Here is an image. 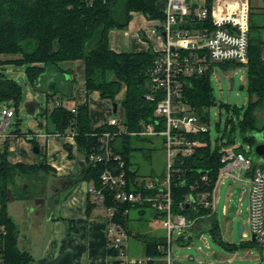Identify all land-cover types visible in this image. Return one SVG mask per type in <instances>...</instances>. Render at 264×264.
<instances>
[{
  "label": "trees",
  "instance_id": "16d2710c",
  "mask_svg": "<svg viewBox=\"0 0 264 264\" xmlns=\"http://www.w3.org/2000/svg\"><path fill=\"white\" fill-rule=\"evenodd\" d=\"M164 0H0V68L9 63L24 64L27 80L35 85L45 71L53 68L55 73H62L61 65L77 59L83 61L84 85L83 94L78 96L74 111L60 102L47 115L48 134L71 135L74 139L76 151L83 155L86 167L79 178L92 182L94 189H100L102 200H98L104 208H111L113 215L109 221L120 224L127 232L142 241L143 255L155 258L157 264H165L161 260L164 252L161 247L166 243V236H155L141 231H132L129 226V211L136 209L143 215L147 208L153 209V216L157 219L165 213L151 207V200L158 197L164 190L162 182L166 178V161L160 173L143 174L139 166L133 162L132 154L142 151L147 156L155 148L154 138L161 141L165 152L164 137L141 135L142 122L155 123L154 114L157 100L161 93L154 92L150 80V70L157 51H115L109 46V31L114 28L127 27L133 13H141L147 19H164L161 8ZM251 10V8H250ZM188 26L195 29L211 28L210 20H194ZM264 11L256 21L252 11L249 12V46L247 67L248 102L242 109H230L234 114L226 118V129L213 141L210 139L209 129L205 132L189 133L188 139L196 140L198 145L192 153L174 155L169 175L170 211L172 215H183L187 220L202 223L208 219V232L211 236L221 240L220 226L212 205L205 206L207 200L212 203L213 191L218 180L222 148L235 144V129L241 132L243 140L248 142L250 151L257 143L254 132L264 129V121L258 113L264 110V60L261 58L264 47ZM219 64L238 62L219 61ZM210 68L199 76L184 78L182 83V98L190 109L202 122L208 123V108L215 103L209 83ZM69 73L72 70H68ZM74 79V78H73ZM50 86L55 87L56 80ZM57 87V86H56ZM55 87V88H56ZM54 90V89H53ZM58 90V88L56 89ZM47 91L46 98L50 99L56 93ZM98 91L101 99H108L118 103L122 110L120 128L109 126L107 123L96 127L91 126L88 96ZM122 91V96L117 95ZM153 91L155 98L150 100L146 94ZM21 98V85L13 77L6 76L0 71V101L11 104L16 110ZM220 106L223 103L219 104ZM46 112H41V114ZM238 123H234L235 116ZM16 126V127H15ZM18 121L11 123V133L16 137L21 135L17 128ZM44 126V125H43ZM164 128L159 122L156 129ZM124 129L111 141V149L124 162L126 184L125 189L138 193V201H120L114 197V192L103 187L100 173L107 163L92 162L89 154L98 150L99 135L107 130L118 131ZM133 133V134H132ZM32 145L38 146L39 162L32 164L11 162L10 139L0 143V264H29L33 257L18 247L19 229L8 213L7 205L11 199H37L45 197L41 187L44 186L46 176L55 171L44 156L41 143L29 138ZM145 141L148 147L140 146ZM67 155L71 157V145L64 144ZM238 151H245L242 145ZM116 164V163H115ZM118 164V162H117ZM148 177V178H147ZM88 200L87 212L96 205ZM179 234L178 239L189 242L187 230ZM201 230V228H200ZM199 230V231H200ZM185 236L187 237L185 239ZM254 241L250 240V243ZM255 243V242H254ZM227 249L235 250L233 243L224 245ZM117 253L108 244V256ZM108 263H111L109 260ZM118 264V261L112 262Z\"/></svg>",
  "mask_w": 264,
  "mask_h": 264
},
{
  "label": "built area",
  "instance_id": "2783aa9c",
  "mask_svg": "<svg viewBox=\"0 0 264 264\" xmlns=\"http://www.w3.org/2000/svg\"><path fill=\"white\" fill-rule=\"evenodd\" d=\"M249 0H164V19H154V31L160 33L162 45L154 49L155 56L150 70V80L154 92L161 93L157 100L154 114L155 123L142 122L141 135L164 137L166 178L162 182L164 190L158 197L151 200V207L165 213L161 218L162 225L166 228V243L161 247L164 252L161 260L165 264H173L171 254V234L175 229L182 233L194 224L193 220H187L183 215H172L170 211L169 175L174 155L181 152L183 155L192 153L196 140L188 139L187 134L205 132L209 128L205 122L190 109V106L182 98V83L184 78L199 76L205 73L212 62L237 61L247 62L249 46ZM209 19L211 28L203 27L195 29L188 26L194 20ZM261 58L264 60V47ZM153 91L146 94V98H155ZM74 111V107L71 108ZM13 116V109L7 108L0 115L1 127L9 124ZM164 128L156 129V124L161 122ZM109 126L120 128V117L113 115L106 122ZM124 129L118 131H104L99 135L100 146L98 150L89 154L92 162L107 163L100 173V181L103 187L114 192V197L120 201H138L141 199L138 193L125 189L126 178L123 169L124 162L119 155L111 149V141ZM133 134V133H132ZM59 135L60 134H56ZM15 136L11 132L2 134L0 139ZM16 137V136H15ZM236 145L222 148L221 162L223 166L220 173L229 174L239 178L246 173L250 176L244 181V191L248 195V211L250 216V233L253 240L264 251V158L262 162H253L246 151H238ZM118 162V164H117ZM116 163V164H115ZM219 178V176H218ZM102 200L100 189H91ZM205 206L212 205L207 200ZM107 211V228L109 247L117 251L115 256L109 257L111 263L118 264H157L154 257L128 256V238L126 230L118 223L109 221L113 215L111 208ZM244 229V227H243ZM246 234L242 230V235ZM264 264V255L260 259Z\"/></svg>",
  "mask_w": 264,
  "mask_h": 264
},
{
  "label": "crops",
  "instance_id": "0c3cea01",
  "mask_svg": "<svg viewBox=\"0 0 264 264\" xmlns=\"http://www.w3.org/2000/svg\"><path fill=\"white\" fill-rule=\"evenodd\" d=\"M249 5L253 12L254 4L251 0ZM259 9L261 12L264 11V7ZM154 25V20L147 19L141 13H133L127 27L117 29L118 35L115 34L116 31H109V46L118 52L159 49L163 41L160 33L154 31ZM137 33L143 38L148 33L156 34L161 45L153 47L142 42L136 37ZM61 68L62 73L58 74L53 68L47 69L35 86L46 87L49 92L58 88L49 100H53L54 96L59 94L60 100L57 99L55 102L68 107L65 103L72 101L73 105L69 107L72 108L76 98L84 92L83 61L77 59L65 62ZM70 69L71 73L68 72ZM53 80H56V88L49 85ZM121 96L122 91L116 97L120 99ZM99 101L105 104L108 111L105 115L102 114L101 107L99 108ZM88 102L92 127L106 123L109 117L114 115L111 101L101 99L98 91L89 94ZM37 105L41 110L38 102ZM8 126L11 127V123ZM5 128L6 126L2 128L0 124L2 134L10 133L11 130L4 133ZM38 136L43 137L41 144L44 145L45 160L55 168V171L46 176L45 184L41 187L45 197L11 199L8 202V213L19 229L18 247L32 255L33 260L29 264H108L107 211L91 191L92 182L79 178L87 165L85 158L76 151L71 135L38 134ZM7 138L10 139L11 162L32 164L41 160L37 154L31 152V143L15 136ZM5 139L1 138L0 143ZM65 143L71 145V157L67 155ZM88 200L97 203L87 212ZM173 264L177 262L173 260Z\"/></svg>",
  "mask_w": 264,
  "mask_h": 264
},
{
  "label": "rangeland",
  "instance_id": "374dc122",
  "mask_svg": "<svg viewBox=\"0 0 264 264\" xmlns=\"http://www.w3.org/2000/svg\"><path fill=\"white\" fill-rule=\"evenodd\" d=\"M251 3L254 4L252 12L253 18L257 21L261 13L259 8L264 7V0H251ZM117 29L119 28L111 30L117 32ZM115 34L118 35V32ZM115 34L112 32L113 36H115ZM136 37L142 42L149 43V45L153 47H159L161 45L156 34L148 33L145 38H143L137 33ZM25 69L26 66L24 64L15 63H9L0 68L3 74L13 77L14 80L21 85V98L18 102V108L16 110L14 109V114L10 123L18 121L17 128L21 132L19 138L31 143L32 140L29 138L33 137L34 140L42 143L43 137H39L38 134L48 135L47 128H49V125L47 115L54 107V102L57 99L60 100V95H55L53 100H47L46 87L38 88L31 84L27 80ZM247 79L246 62H238V64L225 63L224 65L219 64L217 61L212 62V68L209 72V83L215 103L211 104L208 108L209 118L208 123H206L212 141L221 132L230 130V126L226 129V118L232 116L234 113L228 110L226 105H229L230 109H242L243 111L240 117L242 118L248 102ZM30 101H37L41 106L42 112H46V114H39L37 118L32 117L26 110V105ZM92 103L95 104L93 101ZM220 103H223V105L220 106ZM98 104L99 108L101 107L100 109H102V114L105 115L108 112L105 108V104L102 103V101H99ZM7 105L8 104L0 101V115L7 110ZM65 105L69 108L73 105V102L68 101ZM119 108L120 106L114 115L121 117L122 111L119 110ZM258 115L264 121V110L259 111ZM39 122L44 125L42 128L38 127ZM234 123H238L236 116L234 117ZM8 125L3 132L11 130V127ZM253 134L257 142H264V129L254 132ZM234 136V145H242L253 162L263 161V158L258 156L254 150L250 151L248 142L243 140L238 128L235 129ZM153 140L155 149L150 152V155L147 156V154H145L146 150L145 152L136 151L132 154L133 162L139 166L140 172L143 174H150L151 172L160 173L164 166L165 152L161 147V141L158 138H154ZM139 145L145 148L149 146L145 141L140 142ZM31 152L33 153L32 148ZM249 179L250 176L246 173L241 174L239 178L220 173L213 191V210L218 219L221 240L224 243L222 244L218 240H215L208 232V219L204 220L202 223L193 224L192 226L195 227L193 230H187L186 233L190 236L189 242L183 243L179 240V233L174 229L171 234V254L173 260H175L177 264H260V259L263 257L264 251H261L258 244L254 242L250 243L249 202L248 195L244 191V181H248ZM128 215V223L132 231H141L142 233L155 236H166V228L162 225L161 219H157L153 216V209L147 208L142 216L138 214L136 209H130ZM238 224L244 227L243 232L246 236L238 235ZM186 238L185 236V239ZM226 243H233L237 249L233 251L227 249L224 246ZM128 256H144L142 241L135 238L133 235H130L128 238Z\"/></svg>",
  "mask_w": 264,
  "mask_h": 264
},
{
  "label": "water",
  "instance_id": "95a60500",
  "mask_svg": "<svg viewBox=\"0 0 264 264\" xmlns=\"http://www.w3.org/2000/svg\"><path fill=\"white\" fill-rule=\"evenodd\" d=\"M161 5V8L163 10L164 8V1H161L160 3ZM111 106H112V112L113 113H116L117 112V107H118V103L116 101H113L111 102ZM11 107V104H8L7 105V108ZM26 110L27 112L34 118H37V116L39 114H41V110L40 108L38 107L37 105V102L36 101H33V102H29L27 105H26ZM38 127L39 128H42L43 127V124L42 123H38ZM254 152L264 158V142H260V143H257L254 148H253ZM32 151L33 153L37 154L39 149H38V146L37 145H33L32 146ZM242 230H243V226L241 224H238V235L241 236L242 235ZM254 236L251 237V239L253 240Z\"/></svg>",
  "mask_w": 264,
  "mask_h": 264
}]
</instances>
